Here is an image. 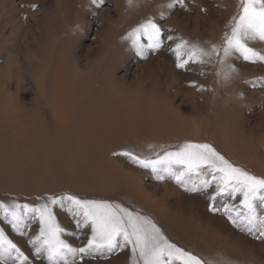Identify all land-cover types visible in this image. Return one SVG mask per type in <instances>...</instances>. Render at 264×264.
<instances>
[{"label":"rangeland","instance_id":"obj_1","mask_svg":"<svg viewBox=\"0 0 264 264\" xmlns=\"http://www.w3.org/2000/svg\"><path fill=\"white\" fill-rule=\"evenodd\" d=\"M172 2L173 0H134L130 7L128 0H103L102 4L93 3V0H0V112L3 113L0 115V202L39 206L46 202L47 197L70 194L80 199L103 200L120 205L125 202V208L129 205V210L147 216L144 209L136 207L141 199L128 195L127 178L133 175L136 177L134 182L142 185L141 201L149 204L150 208H155L156 213L147 217L170 242L205 262L224 260L226 264H264V236L260 235V230H248L246 224H233L225 212L228 209L233 216L236 210L243 213L241 194L216 195L215 182L210 180L211 187H204L201 184L202 177L195 175L190 180L185 177V186L178 184L168 173H163L164 179L159 180L150 169L138 166L123 155L129 151L142 157L155 158L156 152L174 151L183 145L154 133L157 131L156 121L160 115L153 97L157 92L159 96L166 95L164 99L172 105L173 119L192 118L204 128L201 134L208 135L207 140L191 143H208L216 150V143H222L218 122L226 118L228 112H236L237 122L244 134L243 141L250 143L253 149L252 154L248 155L242 154L239 149H235L236 153L249 162H258L264 167V61H245L242 56L234 53L226 61V65H234L237 71L230 79L225 80L222 75H218L221 69L218 58L214 57V61L212 58L203 65L190 64L186 69H181L176 66L177 58L173 52L181 39L205 49L213 44H222L224 34L231 30L233 16L240 11L239 0H183L182 5L168 8L167 5ZM33 5L36 7H32ZM11 7L15 10L13 19L9 20L8 12ZM49 18H60L62 25L58 26L59 36L48 37ZM148 19L154 20L161 28L163 44L161 48L153 50L144 37L141 41V54L132 45L128 34ZM169 36L173 39L169 40ZM46 38L50 55L53 54L51 58L64 45L71 47V52H74L71 67L79 73L86 74L91 64L99 62L97 87L77 99L79 101L74 103L76 105L68 102V99L65 100L66 103L53 99L47 81L38 80L43 69L37 65L39 60L35 57L37 54H34L38 47L37 51L40 53ZM247 43L260 55H264V41L256 39ZM53 61L54 64L50 67L55 65L56 59L53 58ZM158 68L164 69L163 72ZM107 73L114 80L113 86L101 83ZM48 76H52L49 71ZM142 79L147 80L143 90L138 86V81ZM98 92L100 93L96 97ZM95 99L99 109H102L100 115H108L103 120L106 121L105 127L117 130L122 136L118 137L121 141L127 139L126 141L136 142L142 139L143 142L139 143H146L143 147L137 144L136 147L118 145L107 153L111 187L116 188L110 194L108 191L97 190H107L109 186L100 173L105 171L101 168L104 154L99 159L95 157L86 163L83 155L74 156L72 150V158H67L70 154L65 153L61 145L67 133H62L63 126H58V129L54 127L59 124L67 126L72 117L85 115L87 108L96 104L93 102ZM237 101L243 102L246 109L235 110L239 107ZM57 115H61L59 121H56ZM146 136L149 139L145 142ZM188 142L190 141L186 143ZM217 152L223 155L219 149ZM41 153L44 158L40 157ZM227 153L224 157L230 163L254 176L264 178L254 171L251 163L240 164L235 161V154L231 151ZM83 164L88 165L83 169L88 167L91 173L82 176L80 181H86L91 175L90 178L98 183L90 192L80 189L73 177L74 174L78 176L80 169L77 166ZM35 165L38 167H34ZM63 169L67 171V175H64ZM75 171L77 172L73 173ZM185 187L195 190L186 191ZM213 195L216 196L214 201L211 200ZM213 206L217 211L211 210ZM53 211L57 222L65 230L61 238L73 248L84 247L91 237V229L77 227L76 218L66 208L57 205ZM257 211L264 215V207H258ZM168 215L174 223L167 222ZM181 223L190 230L198 229V232L208 229L214 232V236L195 241L182 232L181 228L175 230L172 225H182ZM40 227L38 218L29 215L21 231H17L0 214V228L17 245L23 256L27 257L25 264H48L46 256H38L31 243L39 235ZM13 259L15 257L8 259L6 264H12ZM66 260L67 264H132L131 246L107 256L95 253L81 259L79 254H68Z\"/></svg>","mask_w":264,"mask_h":264},{"label":"snow or ice","instance_id":"obj_2","mask_svg":"<svg viewBox=\"0 0 264 264\" xmlns=\"http://www.w3.org/2000/svg\"><path fill=\"white\" fill-rule=\"evenodd\" d=\"M102 4L103 0H93ZM134 0H128L131 7ZM240 11L232 18L231 30L224 34L220 45L213 44L205 49L198 44L181 39L173 49L177 58V67L186 69L190 64L203 65L212 58H218L221 65L218 75L227 80L237 70L234 65L227 64L229 57L239 54L245 61L255 63L264 61V55L248 46L247 41L259 39L264 41V0H239ZM183 4V0H173L167 5L173 8ZM32 7H36L33 5ZM150 42L149 47L157 50L162 47L161 28L152 19H148L131 30L128 38L141 54L142 38ZM169 40L173 37H167ZM222 52V56H221ZM226 65V70H225ZM128 156L138 166L150 169L159 180L164 179L163 173L175 178L181 186L187 184L193 175L202 177L201 184L211 187L210 180L215 182L216 195L241 194L243 213L236 210L235 216L225 209L228 219L237 226L247 225L248 230L258 228L264 236V215L257 209L264 207V178L254 176L230 163L223 155L208 143H184L177 150L156 152L155 158L142 157L126 151ZM207 173V176H205ZM186 191L195 188L185 187ZM213 195L211 200H215ZM59 205L76 218L77 227L91 229V237L86 245L73 248L62 235L64 229L59 225L54 214V207ZM212 211H217L213 206ZM0 214L11 227L21 231L29 215L38 218L41 225L39 235L31 241L38 256L44 255L48 264H67L68 254L91 256L100 253L107 256L118 250L131 246L132 264H226L224 260L205 262L197 255L170 242L161 229L147 216L140 215L118 203L103 200L80 199L74 195L47 197L46 202L39 206L20 203L0 202ZM15 257L12 264H25L27 257L23 256L17 245L8 238L0 228V264Z\"/></svg>","mask_w":264,"mask_h":264},{"label":"bare ground","instance_id":"obj_3","mask_svg":"<svg viewBox=\"0 0 264 264\" xmlns=\"http://www.w3.org/2000/svg\"><path fill=\"white\" fill-rule=\"evenodd\" d=\"M14 10H15L14 8H12V7L10 8V11L8 12L9 13V16H8L9 20L13 19ZM59 15H56V16L58 17ZM50 16H52V15H50ZM49 21H50L49 26L47 28L48 29V37H54L57 35V30L59 28L58 26L61 27L62 24L60 22V18H59V20L56 18H52V19L49 18ZM59 35L60 34L58 33L57 36H59ZM50 39H49V41H50ZM46 42H48L47 38L43 42L44 44H42V46H41L40 53H38V51H37V50H39V47L37 48V50H35L36 52L34 51L35 52L34 55L37 54L35 57H37V59L39 60V61H37V63H38L37 65H39V67H42L41 69H43L41 75L38 76V80H42V82L47 81L46 84H48V87H49L48 90H49L50 95L53 99L59 100L62 103H66L65 100L68 99L69 100L68 102H72L74 104L75 102L79 101L77 99L82 98L84 96V94H86L87 92H89L90 89H92L93 87L96 86V84H97L96 76H98V74H97L98 69L97 68H99V62H95L94 64H91V66L88 68L86 74L79 73L71 67L72 66L71 60L73 61V53H74V52L73 53L71 52V49H70L71 47L67 48L66 47L67 45L66 46L62 45L63 47L61 46L62 48L58 49L57 53L54 52V53H56V55L53 57L56 59L55 65L50 67L51 65L54 64L53 58H51L53 56V54H52V56L50 55L51 51L49 50V45L46 44ZM49 44H51V43H49ZM52 48L54 49V47H52ZM104 51H105V49H104ZM213 61H214V58H213ZM100 63H102V62H100ZM46 65H48V66H46ZM31 67H34V66H31ZM108 70H105V72L106 71L108 72ZM163 70L164 69H162V68L159 69V71L161 73L163 72ZM48 71L51 73V75H52L51 77L48 76ZM204 72L207 73L206 71H204ZM111 77L112 76H109V73L105 74L103 77L104 79L102 78L101 83L103 85L113 86L114 80H112ZM205 77H206V75H205ZM113 79H115V78H113ZM138 82H139V85H138L139 88L141 90L145 89V87H146L145 85L147 84V80L142 79ZM209 84H211V82ZM100 86H102V85H100ZM154 87H156V86H154ZM166 91L168 92V89H166ZM167 92L165 94H167ZM99 93L100 92L97 93L96 97L98 96ZM165 96L166 95L159 96L157 94V92L155 93V95H153V97H155L154 100L157 103V109H158V112L160 114L159 120L156 121V125H157L156 130L157 131H155L154 133L157 134L158 136L162 135V136L166 137V140L167 139H169V140L171 139V141L175 140L177 142V144H179V145L182 143L184 144L187 141H190V142L193 141L194 142V141L203 140V139L207 140L208 135L201 134L202 133L201 131H203L204 128L200 124H197V121L193 120L192 118L188 120L187 118L182 119L179 117H174V119H173L174 112L172 111L173 109L171 108L172 105L170 106V102H168V100L164 99V98H166ZM208 96H209V93H208ZM230 96L232 97L233 95H229V97ZM141 97H143V96H141ZM233 98H234V96H233ZM94 101L96 102V104H91L87 108V110L85 111V115H82L79 118L72 117L67 126L59 124L57 126L55 125L54 127L56 129H58V126H59V128H61L63 126V129L61 130L62 133L64 131H65V133H67L65 140L63 142H61L62 143L61 145H63L65 153L70 154L69 156L68 155L66 156L67 158H72V150H74L73 151L74 156L83 155V160H85L86 163H87V161H90V160L92 161L93 158H95V157L96 158L98 157V159H99L104 154L102 156V158L104 160H102V162H101V164H103V167L101 166V168H103V170H105V171H104V173L103 172H100V173L102 175L101 178L102 179L104 178L106 180L107 184L109 183V186H107L108 187L107 190H104V189H97V190L101 191V192L108 191V193L110 194L111 192L115 191L116 188L114 186L111 187V179H110L111 172H110L109 166H108L109 161L106 159L107 153L110 152V150H112L113 147L118 146V145L119 146L127 145L129 147H132V146L136 147V144H137V146L143 147V145H146V143H139V142H143L142 139H138L136 142L126 141L127 139L121 141L118 137H122V136L119 135L117 130L114 131L112 128L105 127L104 122H106V121H103V120H106L105 116L108 117V115L101 116V115H103V114L100 115L102 109H99V106L97 105L98 104L97 99L93 100V102ZM237 102H239V107H237L235 110L244 109L245 106H244L243 102H240V101H237ZM74 105H76V104H74ZM135 109L137 110L138 107L136 106ZM245 109H246V107H245ZM2 114L3 113L0 112V115H2ZM226 115H227L226 118H224L223 120L218 122L219 123V130H218L219 132L218 133L220 134L219 136L221 137V140H222V141L221 140L220 141L222 143L217 145V143L215 142L216 146H218L217 150L219 149L220 151H222L223 156L224 155L226 156L228 154L227 151H231L233 154H235V156H234L235 161H237L240 164H247L249 162V160L245 159V157H243L242 155L237 154L235 149H239L240 151L243 152L242 154H245V155L252 154L253 149H252L250 143H246L243 141L244 140L243 139L244 134L240 128V123L237 122L236 112L234 114H233V112H231V113L228 112V114H226ZM60 118H61V115H59V116L57 115L56 121H59ZM199 119H198V121H199ZM16 120H17V118H16ZM26 120L28 122L30 121L28 117L26 118ZM26 120H20V121H26ZM199 123H201V122L199 121ZM25 124H27V123H25ZM37 124H36V126H37ZM152 125H154V124H152ZM23 126H22V128H23ZM33 126L35 127V124H33ZM24 127H26V126H24ZM55 128H53L54 131H56ZM145 128H147V127H145ZM216 129H218V128H216ZM33 130H35V128H33ZM212 135H213V133L210 136H212ZM147 136H149V135H147ZM147 136L145 138V142L148 141V139H149V137L147 138ZM214 136H215V134H214ZM214 136H213V138H214ZM215 139H216V137H215ZM22 142H24V140H22ZM10 143H12V142H10ZM10 143H9V145H10ZM56 143H57V141H56ZM223 147H227V148H223ZM221 148H223V149H221ZM42 155H44V154L41 153L40 157L44 158V156H42ZM38 157H39V155H38ZM99 161H97L98 164H99ZM33 162H34V160H33ZM97 162H96V164H97ZM249 163H251L252 167L255 168V170H254L255 172L264 176V167L262 166L261 163H258V162L257 163L249 162ZM84 166H88V165L83 164V165L77 166V169H78V167L80 169L78 172V176L76 174H74L73 177L75 178L74 180L79 183L78 187L80 189H83L85 191L90 192V190H94V186H96V187L98 186V183L95 182V179L90 178L91 175H89L90 177H88V178L86 177L87 179L85 178L86 181H84V180L80 181L82 176L84 177L87 173L88 174L91 173L90 172L91 169H89L88 167L83 169ZM34 167H38V165H35ZM63 172H64V175H67L66 170L63 169ZM76 172L77 171H75L73 173H76ZM134 177L135 176H133V175H129L127 178V182H128L127 186L129 188L128 189V195L130 197H133V198L136 197V198L142 200V194H143L141 191L142 185H140L139 183H135L134 179L136 177L135 178ZM99 179H100V175H99ZM113 187L115 189H113ZM141 200L139 203L140 204L142 203V204L141 205L137 204V206H136L138 209L139 208L144 209L148 213L147 216L150 214L153 215L154 213H156L154 207L150 208L149 204L144 203ZM122 203H123L122 206L125 207V202H122ZM128 207H129V205L126 206V208H128ZM151 212H153V213H151ZM168 221H170L171 223H174V220L172 218H170L169 215L167 216V222ZM172 225H174L175 230H178L179 228H181L182 232H184L189 238H191V239L193 238V240H195V241H198L199 239H203L204 237H205V239H207V238L211 239V237L214 236V234H213L214 232H212L208 229H206L205 231H199L198 232V231H196L198 229L190 230V228H188V226H186L185 224H182V225L172 224ZM218 237H220V236L218 235ZM226 243H227V241H226ZM231 245H233V244H231ZM232 251H233V249H232ZM232 251H230V253Z\"/></svg>","mask_w":264,"mask_h":264}]
</instances>
